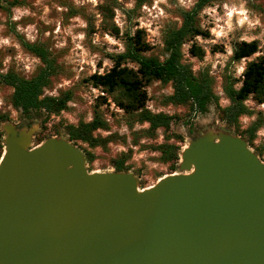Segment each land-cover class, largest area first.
Listing matches in <instances>:
<instances>
[{
    "label": "water",
    "instance_id": "obj_1",
    "mask_svg": "<svg viewBox=\"0 0 264 264\" xmlns=\"http://www.w3.org/2000/svg\"><path fill=\"white\" fill-rule=\"evenodd\" d=\"M35 127L1 125L0 264H264V163L240 137L201 133L139 192L66 139L31 147Z\"/></svg>",
    "mask_w": 264,
    "mask_h": 264
},
{
    "label": "rangeland",
    "instance_id": "obj_2",
    "mask_svg": "<svg viewBox=\"0 0 264 264\" xmlns=\"http://www.w3.org/2000/svg\"><path fill=\"white\" fill-rule=\"evenodd\" d=\"M11 1V0H7ZM17 5L6 8L0 4V73L7 70L22 78H30L41 66L38 59L26 53L19 45V39L37 43L46 48L54 58L57 73L51 78L45 96H57L69 92L71 99L66 109L58 115L34 117L36 127L30 146H36L47 138H63L65 125L88 122L92 112L97 110L107 128L97 130L94 135L108 138L104 149L86 148L73 144L84 155L87 172H112V160L128 155L124 162L127 173L138 182L139 189L155 184L164 175L177 173L178 161L169 170L168 163L159 160V153L152 147L162 144L164 136H179L181 141L170 137L167 144L177 146L179 152L189 140L203 132H223L238 136L240 130L253 122L258 114L262 124L254 133L249 150L258 153L264 163V104L256 105L250 99L243 102L251 112L238 118L237 127L226 126L218 119L217 108L228 105L222 91L224 79L238 80L246 62L264 55V0H215L203 8L197 17V24L206 30L205 39L194 38V43L203 50L198 60L187 54L188 44L181 48L182 63L193 73L206 70L212 78V92L216 104L211 103L203 115H190L186 106H172L165 103L171 94L169 84L152 82L146 88L145 108L151 113L175 116L166 133L157 129L153 138L145 135L146 124L131 122L129 117L117 109L108 99L106 105H96L97 96L102 93L92 88L85 80L93 73H102L111 67L110 57L123 52L124 35L134 29L144 31V39L151 46L150 55L162 57V31L180 23V11L188 10L194 0H145L138 8L135 0H17ZM107 3L113 11L111 22L117 28L114 33L108 23H101L98 6ZM256 41L258 51L239 62H230L231 47L239 41ZM220 49L211 52L213 46ZM238 86V83L234 85ZM11 89L0 84V115L6 120L0 123V144L2 146V124L21 127L24 119L9 103ZM243 139L241 136H238ZM244 140V139H243ZM3 146L1 153L3 152ZM178 152V153H179ZM158 179V180H157Z\"/></svg>",
    "mask_w": 264,
    "mask_h": 264
},
{
    "label": "trees",
    "instance_id": "obj_3",
    "mask_svg": "<svg viewBox=\"0 0 264 264\" xmlns=\"http://www.w3.org/2000/svg\"><path fill=\"white\" fill-rule=\"evenodd\" d=\"M215 0H194L188 10L180 11V23L177 27H166L162 31L161 45L162 57L150 55L151 46L144 39V31L140 28L134 29L133 33L124 35L123 52L110 57L111 67L102 73L91 74L85 82L92 88L99 90L101 96H97L96 105H106L110 102L131 122L146 124L145 135L153 138L157 129L166 133L170 124L176 120L175 116L163 113H151L145 108L147 102L146 88L152 82L163 85L169 84L171 94L165 98V103L172 106H186L189 114L203 115L207 112L209 104H216V96L212 92V78L206 70L195 73L191 68L182 63L181 48L188 44L187 54L200 60L203 50L194 43V38L205 39L209 36L206 30H202L197 24V17L201 10ZM145 0H135V7H139ZM17 0H0L1 5L6 8L17 5ZM101 23H108L112 32L117 33V28L111 22L113 11L107 3L98 6ZM21 48L31 56L38 59L41 66L30 78H22L12 71L7 70L0 73V84L9 87L11 94L9 103L24 119L22 126H29L35 117L50 115L56 116L60 111L66 109V103L71 99L69 92H61L57 96H45L43 90L48 88L51 78L57 73V65L49 51L37 43H29L19 39ZM220 48L213 46L211 52H217ZM258 51L257 42L239 41L231 47L230 62H239L249 58ZM238 83V86L234 85ZM221 91L228 101V105L217 108L218 119L226 126L237 127L238 118L250 115L251 112L244 106L243 102L250 99L254 104H264V55L245 63L240 79H224ZM6 117L0 115V123ZM262 124L260 116H256L246 128L240 130L241 136L247 146L250 147L254 133ZM106 123L97 110L92 112L88 122H77L76 125H65L63 133L69 142L84 145L92 149L105 148L108 138L94 135L97 130H105ZM1 137V133H0ZM170 137L181 141L179 136H164L162 144L152 147L159 153V160L168 163L169 170L174 168L178 161L179 149L173 144H167ZM0 144V152H1ZM259 156L258 153H255ZM128 155H123L111 161L113 171L125 172V160Z\"/></svg>",
    "mask_w": 264,
    "mask_h": 264
},
{
    "label": "bare ground",
    "instance_id": "obj_4",
    "mask_svg": "<svg viewBox=\"0 0 264 264\" xmlns=\"http://www.w3.org/2000/svg\"><path fill=\"white\" fill-rule=\"evenodd\" d=\"M175 174H177V173H174L173 175H175ZM162 178V177H161ZM159 180H160V178H159ZM147 189V188H146ZM141 190H144V189H138V191L140 192Z\"/></svg>",
    "mask_w": 264,
    "mask_h": 264
},
{
    "label": "built area",
    "instance_id": "obj_5",
    "mask_svg": "<svg viewBox=\"0 0 264 264\" xmlns=\"http://www.w3.org/2000/svg\"><path fill=\"white\" fill-rule=\"evenodd\" d=\"M261 135H264V129L259 132Z\"/></svg>",
    "mask_w": 264,
    "mask_h": 264
}]
</instances>
